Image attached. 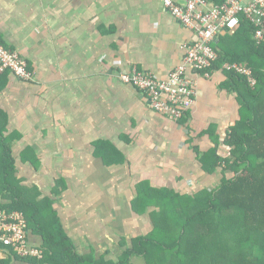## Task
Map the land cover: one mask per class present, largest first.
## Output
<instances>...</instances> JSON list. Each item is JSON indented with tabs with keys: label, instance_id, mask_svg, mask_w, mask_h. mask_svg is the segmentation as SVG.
I'll use <instances>...</instances> for the list:
<instances>
[{
	"label": "crops",
	"instance_id": "crops-1",
	"mask_svg": "<svg viewBox=\"0 0 264 264\" xmlns=\"http://www.w3.org/2000/svg\"><path fill=\"white\" fill-rule=\"evenodd\" d=\"M194 39L163 0H0V42L35 76L0 73L11 180L42 206L38 215L55 214L78 255L115 261L132 237L151 230L155 207L136 203L141 188L193 194L230 175L208 172L198 159L215 136L217 154L230 155L224 139L240 104L225 69L214 66L208 77L188 69L195 102L179 121L119 79L133 65L166 79ZM29 235L41 244L31 228Z\"/></svg>",
	"mask_w": 264,
	"mask_h": 264
},
{
	"label": "trees",
	"instance_id": "trees-1",
	"mask_svg": "<svg viewBox=\"0 0 264 264\" xmlns=\"http://www.w3.org/2000/svg\"><path fill=\"white\" fill-rule=\"evenodd\" d=\"M252 31L253 26L242 20L233 33L219 35L215 44L219 57L213 68L225 61L244 62L256 78V84L250 87L244 76L226 70L227 84L237 92L240 104L239 119L224 139L230 146V155L217 154L215 136L216 146L198 156L204 170L212 172L220 167L230 171V175H223L214 189L193 194L141 188L136 203L147 200L159 209L151 211V230L132 237L115 261L97 259L92 253L78 255L55 214H49V219L38 215L42 206L23 199L20 189L13 185L10 148L5 139L0 140V195L9 199L0 207L22 211L28 227L42 237L43 258L21 261L130 264L133 256H141L144 264H264V39L255 44ZM157 193L162 196L160 203L155 201ZM168 204V208H163ZM0 264H8V260H1Z\"/></svg>",
	"mask_w": 264,
	"mask_h": 264
},
{
	"label": "built area",
	"instance_id": "built-area-1",
	"mask_svg": "<svg viewBox=\"0 0 264 264\" xmlns=\"http://www.w3.org/2000/svg\"><path fill=\"white\" fill-rule=\"evenodd\" d=\"M163 3L168 12L195 36L193 41L182 45L183 64L172 69L166 79L135 65L119 73V79L141 90L153 111L179 121L195 102V81L187 75L188 69L208 77L219 57L215 47L219 35L233 33L242 20L253 26L252 38L255 44H259L264 39V0H223L219 3L163 0ZM221 67L244 76L250 87L256 84L252 69L244 62L225 61ZM4 72L28 82L34 81L35 77L26 59L0 42V73ZM43 256L42 245L30 239L24 214L17 209L0 207V261L28 263L21 260H41Z\"/></svg>",
	"mask_w": 264,
	"mask_h": 264
},
{
	"label": "rangeland",
	"instance_id": "rangeland-1",
	"mask_svg": "<svg viewBox=\"0 0 264 264\" xmlns=\"http://www.w3.org/2000/svg\"><path fill=\"white\" fill-rule=\"evenodd\" d=\"M162 196H161V194H156V198H155V201L156 202H158V203H160V202H162V200L160 199ZM153 205H154V209H159V207L158 206H156V204H154V203H152ZM168 208L169 207V204L167 205V206H164L163 208ZM41 216H42V218H44V214H41ZM227 237H229L228 235H227ZM226 237V238H227ZM231 242H233L232 240H230ZM119 258V256H117L116 257V260ZM229 258V257H228ZM22 262H19V261H17V264H21ZM11 264H15V263H11ZM22 264H25V263H22ZM130 264H144V259L143 258H140V259H135L134 257H133V259H132V261H130Z\"/></svg>",
	"mask_w": 264,
	"mask_h": 264
}]
</instances>
